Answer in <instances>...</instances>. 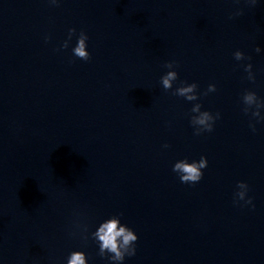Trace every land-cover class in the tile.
Returning <instances> with one entry per match:
<instances>
[{
  "label": "water",
  "instance_id": "95a60500",
  "mask_svg": "<svg viewBox=\"0 0 264 264\" xmlns=\"http://www.w3.org/2000/svg\"><path fill=\"white\" fill-rule=\"evenodd\" d=\"M81 31L87 61L73 54ZM184 82L197 101L173 94ZM249 90L264 99V0H0V264L73 251L114 264L91 236L113 216L139 237L123 264H264V121L243 111ZM196 103L220 113L213 131L195 135ZM202 156L203 178L182 183L174 164ZM241 181L252 204L237 203Z\"/></svg>",
  "mask_w": 264,
  "mask_h": 264
},
{
  "label": "clouds",
  "instance_id": "9594fccd",
  "mask_svg": "<svg viewBox=\"0 0 264 264\" xmlns=\"http://www.w3.org/2000/svg\"><path fill=\"white\" fill-rule=\"evenodd\" d=\"M49 2L53 5H58L59 0H49ZM249 2L255 5L257 0H249ZM75 34V28L69 30L68 39L65 40L62 45L64 49L69 47L72 36ZM88 39L87 33L81 31L77 45L73 49L74 56L85 61L91 58V54L88 51ZM256 51L260 52L261 49L257 47ZM234 57L238 61L251 59V57H246L244 52L239 50L234 53ZM164 66L170 69V71L161 77V84L165 90H171L173 89L174 82L179 78L178 72L172 69H175L178 65L175 61H169ZM252 68L253 65L249 63L245 66V71L248 73L247 79L255 82L256 77ZM198 87L196 83L187 84L184 82L175 89L173 94L184 97L188 101H197L199 99L197 93ZM216 90V85L210 84L204 95L215 92ZM242 100L245 105L243 108L245 114L251 113L252 117L264 121V116L261 115V109H264V99L259 98L254 91L249 90L245 91ZM201 109L202 105L200 103H196L191 109V112L196 114L191 117V124L196 129L195 135H200L205 131H213L215 121L220 118L219 112L213 115L210 111H202ZM250 127L255 131V124H250ZM164 147L167 148L169 145L166 144ZM207 166V157L202 156L199 161L189 162L187 159H183L176 162L173 166V171L179 175L182 183L195 184L203 178L204 173L202 170L207 168ZM237 187L239 189L236 194L238 197L237 203L241 200H246V204H252L251 198L246 199L249 190L247 183L241 181L238 183ZM91 236L99 245V255L104 257L111 254L110 260L114 262V264H123L126 256H134L136 254L135 245L139 237L133 229L121 223L120 216H113L101 223ZM87 238L88 237L85 235L84 239ZM67 264H88L86 253L83 251H73L67 259Z\"/></svg>",
  "mask_w": 264,
  "mask_h": 264
}]
</instances>
